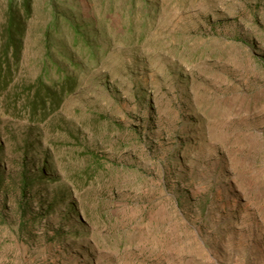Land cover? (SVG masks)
I'll list each match as a JSON object with an SVG mask.
<instances>
[{"label":"rangeland","instance_id":"obj_1","mask_svg":"<svg viewBox=\"0 0 264 264\" xmlns=\"http://www.w3.org/2000/svg\"><path fill=\"white\" fill-rule=\"evenodd\" d=\"M29 3L0 264H264V0ZM43 67L75 81L44 117L17 95Z\"/></svg>","mask_w":264,"mask_h":264},{"label":"trees","instance_id":"obj_2","mask_svg":"<svg viewBox=\"0 0 264 264\" xmlns=\"http://www.w3.org/2000/svg\"><path fill=\"white\" fill-rule=\"evenodd\" d=\"M29 16V0H22L19 4L16 0H6L3 5L0 4V107L3 101L2 93L7 91L13 83L14 74L18 68L25 37V23ZM45 73L46 67H43L41 73L30 84L22 85L21 94H17L24 95L26 107L29 108L31 114L39 111L42 117L45 116L47 105L54 106L65 92L75 87V81L62 78L60 86H53L51 89L46 81L48 76ZM35 181L36 179L29 180L23 176L20 177L18 191L21 198H25L29 189L34 187Z\"/></svg>","mask_w":264,"mask_h":264}]
</instances>
